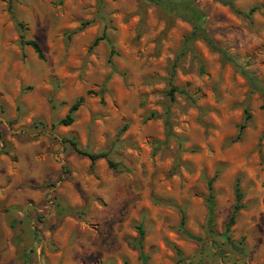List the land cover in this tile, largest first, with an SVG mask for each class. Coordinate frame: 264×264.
Wrapping results in <instances>:
<instances>
[{"label":"rangeland","instance_id":"374dc122","mask_svg":"<svg viewBox=\"0 0 264 264\" xmlns=\"http://www.w3.org/2000/svg\"><path fill=\"white\" fill-rule=\"evenodd\" d=\"M189 1L232 62L152 0H0V264H264V0Z\"/></svg>","mask_w":264,"mask_h":264},{"label":"trees","instance_id":"16d2710c","mask_svg":"<svg viewBox=\"0 0 264 264\" xmlns=\"http://www.w3.org/2000/svg\"><path fill=\"white\" fill-rule=\"evenodd\" d=\"M219 1L223 4L228 5L233 13L241 15V16H245L243 13L235 10L233 8L231 2H229V1L227 2L225 0H219ZM152 2H154L155 4H160L164 9L175 13L177 16L184 18L185 20H187L190 23L191 32L182 41L181 53H183L185 51V49L188 47V45L190 43H192L194 40L201 39L202 41L205 42V44L208 46L209 49L217 52L222 57L223 60L232 62L231 59H229L222 50H220L219 48H217L214 45V43L212 42V40L210 39L206 30L203 27L204 19H203L202 15L196 10V8L192 5V3L189 0H152ZM252 11H253V9L249 10V12L246 15H249ZM17 25H18V27H20L19 24H17ZM19 40H20L19 41L20 44L28 46L33 51V53L35 54L37 59L42 60V55H41L39 46L35 41H24L22 35L19 37ZM97 42H98V39H94L90 45V48L94 47L97 44ZM237 69H239V68L237 67ZM239 72L246 79L248 86H249V89L253 92L258 93L259 96L264 99V87L260 86L258 84V82L253 77L247 75L241 69H239ZM173 91H174V89L171 88L170 93H172ZM81 102H82V98H78L69 107L67 114L65 115V117L62 120H60L58 122V124L64 125V126H68L69 124H71V122L73 121L71 114L79 107ZM165 122H167V121H165ZM69 144L75 152L87 157L91 163L98 160V159H105L108 167H110L112 169L115 167V165L107 159L106 153L102 152V153L91 154L88 152L80 151L76 147V144L74 142L70 141ZM207 188L209 191L208 196H207V211H211L212 194L210 192V183L207 184ZM233 194H234V204L232 206L231 214L228 217V219L224 225V231L225 232H227L229 230V228L233 225L237 212L242 208V206L240 204V201L242 199V194L238 188L237 181L234 182ZM211 221H212L211 218L208 217V223H211ZM181 222H182V219H181ZM137 231H138L137 242H138V246L140 248V239L143 235V232L140 228L137 229ZM19 259L21 261V264H30V257L26 251L21 252V254L19 255Z\"/></svg>","mask_w":264,"mask_h":264}]
</instances>
